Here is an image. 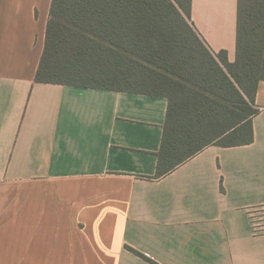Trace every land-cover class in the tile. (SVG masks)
Here are the masks:
<instances>
[{"label": "crops", "instance_id": "1", "mask_svg": "<svg viewBox=\"0 0 264 264\" xmlns=\"http://www.w3.org/2000/svg\"><path fill=\"white\" fill-rule=\"evenodd\" d=\"M52 0H0V264H264V81L254 141L157 178L168 100L35 81ZM238 0H192L236 59Z\"/></svg>", "mask_w": 264, "mask_h": 264}, {"label": "trees", "instance_id": "2", "mask_svg": "<svg viewBox=\"0 0 264 264\" xmlns=\"http://www.w3.org/2000/svg\"><path fill=\"white\" fill-rule=\"evenodd\" d=\"M191 13L192 0H52L35 81L166 98L157 178L211 146L250 145L264 0H238L233 63L210 49Z\"/></svg>", "mask_w": 264, "mask_h": 264}, {"label": "rangeland", "instance_id": "3", "mask_svg": "<svg viewBox=\"0 0 264 264\" xmlns=\"http://www.w3.org/2000/svg\"><path fill=\"white\" fill-rule=\"evenodd\" d=\"M251 219L256 232H264V211L260 209L253 210L251 212Z\"/></svg>", "mask_w": 264, "mask_h": 264}]
</instances>
